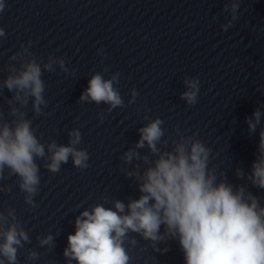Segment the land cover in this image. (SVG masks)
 <instances>
[{
  "label": "clouds",
  "instance_id": "clouds-1",
  "mask_svg": "<svg viewBox=\"0 0 264 264\" xmlns=\"http://www.w3.org/2000/svg\"><path fill=\"white\" fill-rule=\"evenodd\" d=\"M241 0L231 4V19L221 25L227 31L240 8ZM5 10L4 0H0V13ZM224 10L228 11L225 4ZM215 19V17L213 18ZM6 35L0 28V37ZM31 41L21 45L13 53L8 64V75L0 81V90L12 93L7 100L10 106L11 121L3 118L0 112V179L5 170L9 177L16 176L25 202L34 208V196L39 192L40 165L37 160L47 161L44 167L51 173L60 171L71 158L73 167L85 170L89 167V153L77 146L81 143L79 129L68 131V144L58 145L51 141L46 145L37 137L32 121L22 111L32 100V110L36 116L46 115L44 108L45 82L41 58L30 51ZM103 54V49H100ZM58 65L68 73L63 57L49 56L43 62V70L54 72ZM107 70V69H106ZM73 72L75 69L72 70ZM185 91L180 96L188 106L198 102L200 81L185 76ZM119 73L104 79L100 73L92 75L88 87L79 97L80 103L94 102L108 105L107 111L125 107L119 89ZM129 103H134L138 95L135 88L130 90ZM17 104L19 105L17 107ZM264 107V104L261 105ZM261 108L246 117L249 133H255L261 124ZM103 116L101 114V120ZM140 127L139 140L134 148L124 152V164L133 165L132 171L125 167L126 176L135 178L139 197L130 198L127 204L119 199L106 207L96 203L91 210L84 209L74 221V234L67 236V247L63 250L67 264H130L131 257L126 250V242L137 243L130 234H136L150 243L154 251L166 253L169 249L158 245L167 240H177L184 255L185 264H264V205L260 197L254 195L245 185H233L216 166L209 167L212 149L197 138L198 133L184 135L176 128L178 140L172 141L171 150L158 147L165 134L164 121L159 117L150 119ZM167 145V141H163ZM147 147L148 153L141 156L137 149ZM156 157L150 160V157ZM147 165L141 172V163ZM238 178H245L256 188L264 189V128L259 132L256 158L251 164L250 173L237 168ZM0 191H11L2 187ZM161 226L164 231L161 233ZM37 246L49 249L55 247L52 234L37 236ZM25 243H31L28 230H25L12 208L7 213L0 212V264H19L18 250ZM35 249H28L26 262L39 258Z\"/></svg>",
  "mask_w": 264,
  "mask_h": 264
}]
</instances>
